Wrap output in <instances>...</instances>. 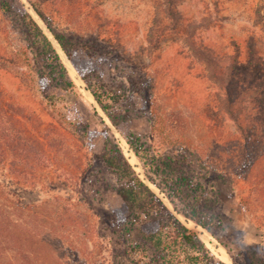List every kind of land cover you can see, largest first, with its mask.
Here are the masks:
<instances>
[{"label":"rangeland","instance_id":"obj_1","mask_svg":"<svg viewBox=\"0 0 264 264\" xmlns=\"http://www.w3.org/2000/svg\"><path fill=\"white\" fill-rule=\"evenodd\" d=\"M24 12L73 89L39 83ZM227 96L251 114L245 133L218 110ZM0 130V264H108L123 202L105 144L173 211L129 134L145 156L184 158L211 230L173 212L218 259L264 264V0H0Z\"/></svg>","mask_w":264,"mask_h":264},{"label":"trees","instance_id":"obj_2","mask_svg":"<svg viewBox=\"0 0 264 264\" xmlns=\"http://www.w3.org/2000/svg\"><path fill=\"white\" fill-rule=\"evenodd\" d=\"M35 10L43 17L37 8ZM24 14L27 29H30L29 35L34 37L30 45L36 57L43 63L39 83H52L65 90L73 89L75 85L68 78L67 71L52 43L30 15L26 12ZM50 31L68 58L72 59L66 47L65 37ZM160 33L163 35L164 32ZM87 79L83 77L88 84ZM87 88L113 126L119 127L126 121L129 117L128 112L124 114L113 112L96 92L89 86ZM235 101L229 96L225 97L224 101L220 102L222 105L218 110L226 112L239 130L245 133L242 123L251 114L244 113L242 103ZM126 140L147 170V181L166 196L173 211L210 231L213 217L206 212L207 199H200L198 184L193 186L192 178L183 171L184 158L180 160L168 156L162 160L160 157L145 156L139 137L129 134ZM101 160L117 179L115 184L106 182L107 187H112L123 202V209L117 216L118 236L116 240L109 238L105 240L104 250H110L108 264H225L206 247L195 232L178 220L163 199L140 178L117 144L111 147L105 144Z\"/></svg>","mask_w":264,"mask_h":264},{"label":"bare ground","instance_id":"obj_3","mask_svg":"<svg viewBox=\"0 0 264 264\" xmlns=\"http://www.w3.org/2000/svg\"><path fill=\"white\" fill-rule=\"evenodd\" d=\"M37 22H38V21H37ZM42 25H43V24H42ZM45 32H46V31H45ZM61 54L63 55V57H65L64 54H63L62 52H61ZM133 161H136V159H135V157H134V154H133ZM167 204H168V203H167ZM191 223H192V222H191ZM192 224H193V223H192ZM190 225H191V224H190ZM191 226H192V225H191ZM196 231H197V230H196ZM198 231L202 232V235H201V236H202L203 240L206 241V242L208 243V242H209V241H207V235H208V234H207L206 232H204L203 229H200V228H198ZM209 246H211V245H209ZM219 251L221 252L222 250L219 249ZM221 255H222V254H221ZM225 256H226V255H224V256L221 257V258H223V260H226V259H227V258H226L227 256H226V257H225ZM223 260H222V261H223ZM227 261H228V260H227ZM226 264H227V263H226Z\"/></svg>","mask_w":264,"mask_h":264}]
</instances>
